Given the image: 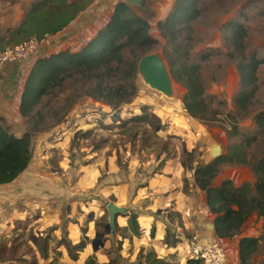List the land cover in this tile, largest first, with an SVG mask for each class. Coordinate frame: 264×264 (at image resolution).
<instances>
[{
	"label": "rangeland",
	"instance_id": "374dc122",
	"mask_svg": "<svg viewBox=\"0 0 264 264\" xmlns=\"http://www.w3.org/2000/svg\"><path fill=\"white\" fill-rule=\"evenodd\" d=\"M36 1L0 0V53L28 40L12 32ZM83 1L86 8L58 33L60 42L38 58L64 50L79 52L107 25L117 3L125 0ZM175 2L143 0L140 6H129L147 22L148 35L156 41L149 53L157 54L167 68L170 96L150 88L137 73L136 95L113 109L88 96L93 81L73 74L41 100L30 118L19 114L20 98L16 113L0 109L11 134H32L27 170L8 187H0V264H137L141 249L173 263L191 264L187 245L213 239L215 216L195 184L193 170H184L182 162L194 168L209 163L213 150L225 154L244 137L257 135L251 146L243 147L248 164H222L212 182L213 187L226 180L234 187H253L256 178L250 166L264 159V133H259L255 121L264 114V0H198L197 17L184 24L176 42L170 43L158 23L166 20ZM230 23L245 27V55L259 60L257 89L245 111L235 104L242 89L228 41ZM132 56L131 48L123 52L124 60ZM181 64L198 67L212 117L200 120L184 109L186 90L175 79ZM126 76L120 70L104 82L115 88L126 86ZM233 128L236 135L229 134ZM110 202L127 212L117 217L115 230L103 238L104 247L93 252L90 242L95 233H103ZM132 215L140 227L137 237L129 232ZM144 229L148 242L142 237ZM244 237L259 238L249 264H264V230L256 213L237 236L220 240L229 264H239L238 243ZM80 242L85 245L82 251L70 255L65 246Z\"/></svg>",
	"mask_w": 264,
	"mask_h": 264
},
{
	"label": "trees",
	"instance_id": "16d2710c",
	"mask_svg": "<svg viewBox=\"0 0 264 264\" xmlns=\"http://www.w3.org/2000/svg\"><path fill=\"white\" fill-rule=\"evenodd\" d=\"M198 0H176L171 12L164 22L158 23L161 35L170 43H175L182 26L194 20L198 15L196 3ZM86 8L83 0H39L31 4L25 13L21 24L12 32L14 36L23 38H41L44 35H56L66 28L76 16ZM229 46L233 48L240 78L241 91L235 98V104L241 111H245L255 96L257 84V69L259 60L245 55L244 40L246 29L240 23H230L228 26ZM11 35V34H10ZM156 45V41L148 35L147 22L131 11L123 1L117 3L107 25L98 31L79 52L71 53L67 50L57 52L43 58H37L24 83L20 97L19 114L22 117H32L41 100L51 95L54 90L61 88L63 82L73 74L86 76L92 82L88 96L94 100L112 107L119 108L130 103L136 95L133 83L137 75L139 60L149 54ZM131 48L133 56L124 60L123 52ZM173 65V64H171ZM124 70L127 74V87L110 86L104 82L108 76ZM175 79L182 84L186 93L182 104L186 112L193 118L206 120L212 117L214 111L204 96V89L198 79V67L181 64L176 70ZM146 116H136L137 120H144ZM259 133H264V114L256 117ZM236 135L237 129L229 134ZM232 134V135H233ZM31 137L28 131L21 137L10 133L0 118V185H6L16 180L29 166L31 155ZM257 140V135L244 137L242 142L230 146L225 154L212 159L209 163L197 164L182 162L184 170H193L196 186L204 192L206 206L215 216L213 224L214 238L217 240L230 239L239 234L247 219L256 213L262 220L264 230V159L251 164L256 181L252 186L243 184L234 187L230 180L223 181L218 187L212 182L219 173L222 164L246 165L243 147H249ZM182 155L187 154L185 148ZM185 190V185H184ZM131 236L140 235V227L135 215L128 221ZM154 230L150 232L153 237ZM168 233L165 244L169 246ZM259 238L244 237L238 243L239 264H249L257 251ZM85 247L84 242L65 246L70 255L80 252ZM76 258V257H74ZM191 264H199L191 261ZM137 264H178L160 258L154 251L140 250Z\"/></svg>",
	"mask_w": 264,
	"mask_h": 264
},
{
	"label": "built area",
	"instance_id": "2783aa9c",
	"mask_svg": "<svg viewBox=\"0 0 264 264\" xmlns=\"http://www.w3.org/2000/svg\"><path fill=\"white\" fill-rule=\"evenodd\" d=\"M55 40V35L46 34L41 38L32 37L27 41L7 47L0 53V84L2 82V69L6 63L15 64L22 60L34 58L43 45L53 44ZM187 255L190 260L199 264H229L223 244L215 238L203 242H189Z\"/></svg>",
	"mask_w": 264,
	"mask_h": 264
},
{
	"label": "water",
	"instance_id": "95a60500",
	"mask_svg": "<svg viewBox=\"0 0 264 264\" xmlns=\"http://www.w3.org/2000/svg\"><path fill=\"white\" fill-rule=\"evenodd\" d=\"M143 0H125L124 3L128 6H140ZM137 72L142 77L145 84L150 88L166 95H171V81L169 73L164 62L155 53H149L143 56L137 65ZM222 153L217 150L212 151L213 159L219 157ZM108 213V223L104 227L103 233H95L94 239L91 240L90 245L93 252H97L104 247L103 238L108 236L115 230V223L118 216L126 214V209L117 207L110 202L106 206ZM85 239H88L85 237Z\"/></svg>",
	"mask_w": 264,
	"mask_h": 264
},
{
	"label": "crops",
	"instance_id": "0c3cea01",
	"mask_svg": "<svg viewBox=\"0 0 264 264\" xmlns=\"http://www.w3.org/2000/svg\"><path fill=\"white\" fill-rule=\"evenodd\" d=\"M20 24H21V22L19 21V23H17L14 26V28H17ZM61 37L62 36H60L59 34L55 35V39L57 38V40H55V44L60 42L59 39ZM51 45L52 44L43 45L41 50H40V52L34 58H30L28 60H22V61H20L18 63H15V64L14 63H6L3 66V69H2V82L0 84V109L5 107L9 111L12 110V111H15V113L17 112L19 98L21 96L20 90L22 88V84L24 82L25 77L27 76L28 72H30L33 63L38 58V56L41 53H44V52L50 50L52 48ZM7 119H9V118H7ZM11 119H9L8 123H11L10 122ZM12 134L14 136H16V137H21L24 133L23 134H21V133H12ZM12 183L6 184V185H0V187H8ZM159 229L160 228L158 227L157 228V232L160 231ZM143 233L144 234H142V237H144V239H147L146 242H148L149 238H148V235L145 234L146 233L145 229L143 230ZM160 258H163V257H160Z\"/></svg>",
	"mask_w": 264,
	"mask_h": 264
},
{
	"label": "bare ground",
	"instance_id": "6f19581e",
	"mask_svg": "<svg viewBox=\"0 0 264 264\" xmlns=\"http://www.w3.org/2000/svg\"><path fill=\"white\" fill-rule=\"evenodd\" d=\"M217 150V149H216Z\"/></svg>",
	"mask_w": 264,
	"mask_h": 264
}]
</instances>
